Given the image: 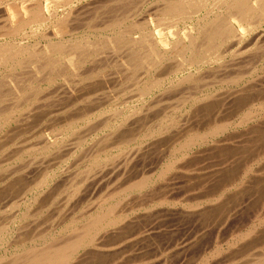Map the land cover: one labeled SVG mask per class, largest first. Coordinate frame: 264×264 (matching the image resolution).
<instances>
[{"label": "rangeland", "instance_id": "374dc122", "mask_svg": "<svg viewBox=\"0 0 264 264\" xmlns=\"http://www.w3.org/2000/svg\"><path fill=\"white\" fill-rule=\"evenodd\" d=\"M11 1H16L19 5L22 4L21 0H11ZM42 1L45 2L44 0H42ZM85 1L87 4L85 3ZM90 1L91 0H83L82 3L83 4L85 3L84 4L85 6L82 3L81 4L83 5V8L87 7V8H89V11L90 10L91 11L94 10V11L90 12L89 16H87L89 11L85 8L84 10L87 12H85V11L81 12V9L83 10V8L81 6V8L78 11L80 16L78 17L77 16L78 14L76 15V17L81 20V18L83 17V13H85L86 15H84V17L85 18L87 17L86 19H88V20H86V23H89V22L95 23L96 22L95 20H97V19H98V21L105 22L104 17L107 16L109 19V17L112 16L111 14H114L118 9V7L116 8L114 4H113L114 6H111V5L108 6L107 5L108 7H110V9L108 7H106V5L103 7L102 6L100 7L99 5H97V6L94 5L96 7V9H95L93 7L94 3L92 1H91V3H93V4L88 3ZM143 2H144V4H142ZM154 2H155V0H139V1L135 0V2H134V0H132L133 4L128 6V8L130 7L129 9L128 8L126 9L128 11L126 12L124 10L126 12V14H128V12H130V13L133 12L134 8H136L139 5L141 6V4H142L143 6L140 9L143 11L144 15H143L142 11H140L136 17L135 16L131 17L129 15V17L131 19L128 18V15H127L126 20L128 22H126V20H125V23L123 24V26L127 23L131 26L132 20H134V18H135V21H136V19H137V21H140V22H142L144 20L143 21L144 23H147L149 21L147 24V28L153 29L155 26V25L153 26L154 22L150 21V19L153 18V16L150 15L149 13H150L151 9L153 8L151 6H154L157 3V2L156 3H154ZM151 3H153V4H151ZM88 4H90L94 9H90L91 6H89ZM110 4H112V3L110 2ZM86 5H88V6H86ZM132 5H133V7H132ZM1 7H0V10L4 11L6 9L5 11H7V12H9L10 9L12 8V7L10 8V6L7 3L2 4ZM105 7H106V9H105ZM77 8H79V7H77ZM102 8H104L105 11H103L104 9H102ZM111 9H113V10H111ZM114 9H116V11ZM98 10L103 11L102 14H101V12L98 13L99 12ZM96 11L99 15L96 14ZM108 11H110V12H108ZM104 12L105 13L107 12L109 15L107 13L105 14ZM119 12H117V13H119ZM81 15H82V17H81ZM101 15L104 17H102ZM90 16H91V18H90ZM95 16H97V17L100 16V18H103V19L101 20L100 18H97ZM93 17L95 20L93 19ZM107 17H106V21H107ZM149 17H151V18H149ZM91 19H92V21H91ZM84 20L85 19L82 18L81 22L84 23ZM102 22H99V23L96 22V23L100 24ZM150 22H151V24H150ZM185 22H186V24H185ZM185 22H182V23L180 22L178 24V27L180 26L179 28L181 29L180 30L181 36H183L184 31H191L192 30L193 23L195 22V19H193L192 21L187 20ZM83 23H81V24H83ZM86 23H84V25ZM102 24L100 26H102ZM234 24L236 25L238 23L234 22ZM83 26H82V28H83ZM237 26L239 27V24L236 25V27ZM51 28H53V27H51ZM255 28H256V30H255ZM43 29H44V31H43ZM49 29H50V27L48 28L46 26H42L39 30L40 33H38V31H37L35 37H34V35L33 36L30 35L28 38H26V40L25 39H23V40H25L27 42L31 41L30 43H34L36 41H39L36 44V48L40 49L45 45V43H46L45 41L48 39V38H46V36L48 37V35L51 34V32H52ZM154 29L157 30V28H154ZM174 30H176V27H173V28L166 27V28H164V30H162L163 33L160 34V35H162V38L164 40H166V39L167 40L165 42H160L161 44L159 43V46L163 50L165 49L168 51V49H169V51H168L169 53L173 51L172 49H173L174 43L176 41V38H175L176 32L174 33ZM82 31L85 33H90L91 38H94V36H97V34H98V32H96V31L94 32L92 30L89 31L86 29L85 30L81 29V30L76 31V32L79 35H81ZM41 32L46 33V34H41ZM103 32H105V30H103ZM77 33H76V35H77ZM248 34L249 35L246 34V36H245L246 38L244 37L245 39L243 38V40L237 41V40L231 39L230 41L225 43L222 46L223 48H225L226 44H227V48H225L224 50L222 48V51H223L222 55L225 54L222 57L223 59L220 58L221 60L219 59L216 62H204V63H201L200 65H197L198 67L196 65L191 66L192 70L194 71L193 73H195V72L197 73V74L195 73L196 74L195 76L197 77L198 80H196L195 76H194L195 77L194 79L187 80L186 82H185V80L184 81L179 80V78L183 77V75H181V74L186 72V71H182V70H180V73H179V71L174 72V71L168 70L169 72H167L168 73V74H166L167 76L165 75L163 70L164 69L166 70L168 68V67H166V65L168 63L170 64L172 62L176 63L174 55L172 56L173 58L171 57L169 59H166L169 62H167L166 60L163 62L164 64H166L165 66L163 63L161 64L162 67H160V65H159V67H158L159 69L153 68V70L150 69L147 71H143L144 69H142L143 72L140 69L139 72H137L138 71L137 70L132 75V74H130L131 72L129 70H127V73H125L126 70L124 67H122L120 65L118 67L114 66L117 63L116 57L114 59L113 55L112 56L110 55L109 57L107 56L109 58V60H107V58L105 57L106 55L103 56L105 52L99 51L97 54L92 55V57L96 58V60H95L96 65L94 64L93 66L99 67V68H97V69H99V72L97 71V73L93 77L94 80L93 79L89 80V81L86 80V81H84L85 83L84 82L80 83L79 82L80 78L78 80H74L75 77L73 78V75H64V76L55 78L53 81H51L52 83L46 81V82H42L41 83L42 85L40 84V86L38 87L39 89H38L37 93L35 94V96H37V95L42 96L45 94V96H43V98L39 96L40 97V99H39V97L37 96V98H38L37 99L34 96V98H36V99L33 98L32 100H28L30 102L25 101L24 99H21L19 101L16 100V101H18V103H17L16 101H14L13 97H12L13 99L10 98L11 95H9V94L7 95L8 98L5 96L7 99H5L3 97V99H5L7 102H9V100H11V102H10V104H8V106L9 105L12 106V104L16 103L19 107L17 108V110L14 111L12 116L7 121L3 122V125L1 126V129H0V142H1L0 143V177L2 178V179L0 178V186H1L0 192L5 191L4 194L6 193L5 195L2 193V195H4V196H1L0 205H2L5 202L7 203V204L6 203L3 204L4 206L3 205L0 206V218H1L0 219V222H1L0 228H3L2 225H6V222H9L4 227L3 230L0 229L1 230L0 233L4 234V235H0V263L6 264L7 262H9L11 260L10 259L11 257H12V259L14 257H18L19 253L21 254L23 249L27 248L29 245H32V243L34 244V242H32L30 240V238L32 237V235L34 236V238H38L37 232H39V234L41 233V235H42L43 234L42 231H43L44 237H45V234H48V237L46 236V238H49V236H51L52 234L59 236L60 234L62 235V234H65L66 232L69 233V231H70L69 229L62 230V228L66 227L64 225H67L72 220H77L81 216L85 215V214H83V212L88 211L87 209L92 208L93 206L100 203L99 201H103L100 198H103V199L107 198L108 197L107 195L109 194L110 191L115 189L117 186H120L123 183L129 181L130 179L138 180V179H140L141 176H142L141 178H143L145 176H150L153 179H155L158 172L160 173L165 167H167L165 164H167L169 162L168 164L169 165L171 164L170 168L172 167L173 169L172 168L168 169L166 172H164L165 175L163 173L164 176L162 175L163 176L162 178H159V179L157 178V180L155 181L156 184L153 183L152 184L153 186L151 185L150 187H146L145 189H140V191L143 193H141L138 190H134L132 192L130 191L131 193L129 192L130 194L128 193L129 195L127 194L128 195V196L126 195L127 197L125 196V198L123 197L124 199L122 198L119 201L117 200L118 206L122 209H123V207L125 208L124 211H126L125 213L128 216L127 219L130 221H128V222L124 221L126 227L123 226L122 228H124V230L127 229L126 231L123 230V232L125 234L123 232H120V231H122L121 230L122 228H121V225L119 224L117 227L118 229L120 228L117 232L119 235L118 234H114L111 236L109 235L108 240L115 242V239L127 237L129 235V232L132 231L131 229H136V228L147 229V228L152 227V226L153 227L157 226L155 228V230L163 228V229H168L171 231L167 230L166 232H162L161 234L155 233L154 234L155 236L152 235L153 237H150V238H152V240L155 242V245H153V246H152V244L154 243L153 241H152V243L149 242V243H151V246L148 243H147L148 245L138 243L137 244L138 246L137 245H135V246L130 245L129 246L128 243L125 242V243H127V248L124 247L125 249H120V250L115 251V252L111 251L110 253H105L106 255L104 253H100L99 255L103 254L102 256L104 257V258L101 257L104 259V260H102V262L97 263V262L91 261L92 262L91 263L89 260H85L84 258H82L83 261L85 260L84 263L82 260H79V259L77 260L78 263L76 261H75V263L79 264L82 261L81 264H94V263L95 264H155L157 260H160V261H157V263H156V264H159L161 262V260L164 257H166V259L170 261V262L168 261V264H205V263H208V264L209 263L210 264H246L245 263L246 261H247V264H256V263L262 264L261 261H263L264 255L260 253L259 247H262L261 249L264 252V249H263L264 248V244H263L264 243V105H262V102L264 101L263 100L264 99V96H263L264 95V22L262 21V23H260L259 25H256L254 28H252V30ZM38 35H39V37H38ZM40 35H43L41 37H43L44 39L41 38ZM44 35H45V37H44ZM37 38H38V40H37ZM41 40L43 42H41ZM238 42H241V43H238ZM228 45H230V46H228ZM238 45H239V47H238ZM111 57H113L114 60L113 59L110 60ZM171 59L174 61H172ZM101 60H106L105 64H104V61H101ZM107 61H109V62L111 61V62L109 63ZM224 62H225V64H223ZM90 65H92V64L91 63H88V64L85 63L82 66L83 68L80 67L81 69L79 68L76 71V74H77L76 77H80L81 75L84 74V72L87 73L89 71L88 68H91ZM100 65L102 67H100ZM172 65L173 64H170L168 66H172ZM208 65H210V66H208ZM221 65L224 66L225 68H223ZM199 66H201V67H199ZM163 67H165V68H163ZM193 67L198 68V71H195L196 69ZM85 68H87V69H85ZM84 69H85V71H83ZM18 70L14 71L13 72L14 74H12V75L10 74L9 76H7L5 74L6 72L2 73L3 76L0 74V76L2 78V79L0 78L1 79L0 83L4 84L6 81L10 80L11 76H17L19 71H20V70L19 71ZM81 70L83 71L82 74H81V72H82ZM155 70H157V71H155ZM103 72L106 74H104ZM145 72L148 75H146ZM170 72H172V73H170ZM239 72H241V74H239ZM20 73H21V71H20ZM236 73H238V75L237 76L235 75L236 77L235 76L233 77V75ZM179 74L181 76H179ZM163 75H165V76H163ZM240 75H242V77ZM18 76H20V75H18ZM129 76L130 77L132 76L131 81L129 78H128L129 80L126 79V77H129ZM136 76H137V79H135ZM155 76L156 77L158 76L161 79L163 78L162 80H160L161 81L160 85L158 87L152 88L150 90V92H148V94L139 96V93H138L139 91H137V90H140L139 86L143 85L144 80H147L150 78L153 79V78H155ZM238 76H240L239 80H238ZM62 77H65V78L62 79ZM140 77H141V79L139 81ZM231 77H232V80L231 79L229 80L228 78H231ZM219 78H221V80H219ZM226 78H227V81H226ZM234 78L237 80L235 81ZM106 79H109V80H106ZM133 79H135L136 81H133ZM65 81H67V82H65ZM92 81L93 82H99L98 89L97 90L95 89L96 91H94V93L92 95L89 94L86 96V95H83V92H78L79 91L78 88H80V86H84V85H87L89 83H93ZM137 81L139 82V84L137 83ZM79 83H80V85H78ZM195 83H197V84H195ZM5 84L8 85L9 83L7 82ZM128 87H130V88H128ZM7 88H9V86H6V88L3 89L2 92L7 91ZM67 89H69V90H67ZM67 91L69 92V94L67 93ZM75 91H77V92H75ZM131 91H133V92H131ZM249 91H250V94H249ZM64 92H66V93H64ZM119 92H120V94H119ZM213 92H215V94ZM210 93H211V95H210ZM245 93H246V95H245ZM140 94H141V92H140ZM107 95L109 97H107ZM231 96H233V97L231 98ZM91 97H93L95 99H93ZM106 97H107V99H106ZM255 97L257 99H255ZM51 98L52 99L54 98L55 100L52 101ZM127 98H129L131 101ZM226 98H229V99H226ZM116 99H117V101H116ZM124 99H125V101H124ZM138 99H140V100H138ZM204 99H205V101H204ZM225 99H226V101H225ZM252 99L255 100L254 102H252L254 104V108L256 109V107H258L255 110V112L256 111L257 112L255 113V115L252 118L245 120L244 118H242V117H244V115H243L244 113H242V112H244L245 109H247L250 105H247V106H243V105H244V102L246 103L248 100H252ZM5 100H0V102L2 104V105L0 104L1 105L0 111H1V109L6 108L7 102ZM12 101H14V102L12 103ZM90 101L97 102V104L94 105L96 107H91V109L93 108L91 110L92 113H90L91 115H89L86 118V119H88V118L90 119V120L89 119L87 120V122L90 121V124H89L86 122L85 118L81 117L79 119V115H75V114L77 113V109L79 110V108L80 109L83 108L85 106V103L87 104ZM44 102H46V104ZM201 102H203V103H201ZM230 102H231V106L229 105ZM239 102L240 103L242 102L243 104H240ZM257 102L259 103V105ZM3 103H5V106L3 105ZM112 103H114V104H112ZM237 104L238 105L240 104L241 106L239 105V108H238ZM263 104H264V102H263ZM23 105H25V106H23ZM26 105H28V106H26ZM29 105L31 107H29ZM223 105H225V106H223ZM256 105H258V106H256ZM3 106H4V108H2ZM8 106H7V108H8ZM35 106L37 107V109ZM38 106H40V107H38ZM51 106L53 108H51ZM216 106H217V108H215ZM228 106H230V107H228ZM24 107H25V109H23ZM47 107H49V108H47ZM73 107H75V108L78 107V108L75 109ZM221 107H222V109H221ZM225 107H226V109H225ZM235 107L237 108V110L238 109L239 110L242 109V110L239 112L236 110L233 111V109H236ZM27 108H28V110H26ZM112 108H113V111H111ZM135 108H138V109H135ZM19 109H20V111H19ZM121 109H123V110H121ZM205 109H206V112H205ZM31 110L33 111V112H31V113H33V116H30L31 113H28V114L24 113L26 111L30 112ZM59 110H61V111H59ZM216 110H217V112H216ZM116 111H118V114H120V116L117 114ZM218 111H220L219 113L222 114L221 115L222 117H219L220 115H219ZM62 112H64V113H62ZM71 112L72 113L74 112L75 114H72ZM210 112H212V113H210ZM222 112H224V113H222ZM20 113L24 116H22ZM112 113H114V114H112ZM132 113H133V115H132ZM25 114H27L29 117V118L27 117L28 121H26L27 118H25V116H27V115H25ZM225 115H226V117H229L228 122H230L227 129H225V130H223V131H221L215 135H209V137H207L206 139H204L200 143H195V144H192L190 146H185V147L183 146L185 149L181 148L182 152L180 151V149L178 152H177V150H175L176 147L179 148L178 147V146H180L179 143L182 141V138H183V136L180 137L179 139H178V137L181 134L184 135L183 133H184V131H186V129H190L191 127L196 129V127H198L199 133H203L205 131V130H203V128H204L203 126L208 125L214 119H216V120H219L220 118L224 119ZM66 116H67V118H69V117L72 118V117L78 116L77 117L78 119L75 118L76 121L74 120L75 123H73V125H72V127H70V129L64 128L66 130L60 131L62 126L59 127V125H61L62 123H63V125L65 124V121H62L61 119L66 118ZM134 116H136V117L134 118ZM22 117H24V119H22ZM206 117H208L209 119ZM212 117H213V119H212ZM14 118L17 119L16 120L17 122L12 120ZM31 118H32V120H31ZM53 118L55 120L57 119L56 121H54L56 124L52 123V121L54 120ZM66 119H64V120H66ZM122 119L123 120L129 119V120L123 121ZM241 119H242V121H241ZM10 120H12V121H10ZM111 120H113V122ZM243 120H245V121H243ZM46 121H47V123H46ZM58 121H60V123ZM57 122H58V124H57ZM77 122H79V123H77ZM109 122L111 125L109 124ZM141 122H142V124H141ZM206 122L207 123L209 122V123L206 124ZM84 123L87 125L85 126ZM51 124H54L55 126L53 125L54 127L53 126L51 127ZM106 124H107V126H106ZM114 124H116V125L114 126ZM139 124H141V125H139ZM13 126H15L16 129ZM111 126H113V129ZM22 127H23V129L24 128L25 129L24 130L21 129ZM55 127H57V130H55ZM58 127H59V130H58ZM73 127H75V128L72 129ZM84 127H86V128H84ZM161 127H162V129H160ZM48 128H49V130L52 128L53 130L52 129L51 130L53 131V133H50L51 131H48ZM76 128H77V131H76ZM200 128H202V129H200ZM136 129H137V132H135ZM148 129H150V130H148ZM44 130H46V131L44 132ZM71 131H72V133H71ZM116 131L118 132L117 134H116ZM126 131H127V133H126ZM145 131L148 133V135H146L147 133ZM17 132H18V134H17ZM77 132H79V133H77ZM247 132H248V134H247ZM45 133L47 134V136H45L46 135ZM63 133H65V134H63ZM80 133H82V134H80ZM112 133H115V135H113ZM178 133H181V134L178 135ZM129 134L132 135V136H127L130 139L128 138V139L120 142V139L117 138L120 135L125 136V135H129ZM41 135L42 136L44 135L43 136L44 138ZM74 135H75V137H74ZM110 135H111V137H109ZM112 136H114V137H112ZM99 139L101 140V142L103 141L102 142L103 145ZM237 139H239V140H237ZM52 140H56V141H54L55 143ZM109 140L111 141V143ZM116 140H118V142H116ZM170 140H171V142H170ZM206 140H207V142H206ZM106 141H109V142H106ZM113 141H115L114 144H112ZM50 143L51 144L54 143V144L51 145ZM98 143H100V144H98ZM222 143H224L223 146H222ZM232 143H235V144H232ZM46 144H50V146H48V145L44 146ZM225 144H227V145H225ZM98 145L100 146V148L102 147L103 149L101 148V150L94 152V150L96 151L99 148ZM109 145H111V147H109ZM126 145L128 148H126ZM67 146H69L70 148L69 147L67 148ZM44 147L47 149H45ZM65 147L67 148V151H66V149H64ZM95 147H97V148L95 149ZM72 148H73V150H72ZM79 148H81V149H79ZM122 150H124V151H122ZM225 150H227V151H225ZM257 151H258V153H256ZM249 152H251V153H249ZM97 153L98 154L100 153V154L97 155ZM120 153L124 154V156L121 155ZM255 153L258 154L259 156H257ZM88 154L90 156H88ZM180 154H182V155L180 156ZM254 154L256 155V157H253ZM77 155H78V157H77ZM85 155L88 157H86ZM251 155H252V157H251ZM49 156H50V158H49ZM95 156L96 157L98 156V157L96 158ZM231 156H232V158H231ZM45 157H46V159H45ZM99 158H101V159H99ZM87 160H88V162H87ZM108 160H110V161H108ZM130 160H131V163H129ZM172 160H173V164H172ZM123 161H124V163H123ZM96 162L98 164L100 163V165H98ZM224 162H226V163H224ZM94 163H96L95 165L98 166L97 168H95L96 166L94 167V165H93ZM120 163H122V164H120ZM45 164L47 165L46 167L44 166ZM110 164H111V166H109ZM104 165H105V168L108 166H109V168L105 169ZM22 166L24 168H22ZM85 166L86 167L88 166V167L86 168ZM92 167H94V168H92ZM18 168H20V169H18ZM44 168H45V170H47L49 172L43 171ZM91 168L95 169V170H93L96 173L95 176H94V173H92L93 171ZM118 168H119V170H118ZM160 168H161V171H160ZM102 169L103 170L105 169L104 170L105 174H107V172H109V170H111V172H109V174H108L109 176L108 175L107 176L104 175V177L98 176L99 174L100 175L103 174ZM112 169H113V171H112ZM121 169H122V171L120 172ZM123 169L127 170V174H126V171ZM87 170H89V171L91 170L92 172L88 171L86 174H84ZM99 170H101V171H99ZM98 171L101 172L102 174L101 173L98 174L97 173ZM39 172L40 173H42V172L47 173V174L44 173L42 175H44V176L46 175V176H48V178L49 177L50 178L47 179V184L44 185L45 187L43 186V188H42V190H44V191H42L41 193L38 194V191H37V189L35 190V187L42 177V175L39 174ZM228 172L229 173L232 172V174L231 173L229 174ZM49 173L52 175H50ZM122 173H123V175H122ZM15 174L18 175L19 177L16 176ZM14 175H15V177H14ZM73 175H75L77 177H75ZM127 175H129V176H127ZM213 175H214V177H213ZM233 175H234V177H236V176L237 177L234 178ZM96 176H97L96 180H99V182L97 181V183H95L96 180L94 178ZM181 176H183V178ZM10 177H11V180H9ZM12 177H14V178L12 179ZM72 177H73V179H72ZM228 177H229V180L232 179L233 182L231 184H228V186L223 188L222 183L225 182L228 179ZM67 178H68V180H67ZM117 178L121 181H119ZM6 179H8L9 181ZM162 179L164 180V182ZM171 179H172L173 183H177V184H173L171 182ZM14 180H17V181L14 182ZM33 180H35V181L32 182ZM37 180H39V181H37ZM91 180L94 182V184L92 183ZM90 181H91V183H89ZM69 182H70V185H69ZM167 182L168 183L170 182V185ZM9 183H10V185H9ZM71 183H74V185L76 184L77 187H76V185L73 186V184H71ZM32 184H36V185L31 186ZM82 184H84V185L82 186ZM27 185L30 186V188L33 189V191L28 190L29 187ZM94 185H96L97 187H94ZM24 187L27 188V190L24 189ZM73 187H74V189H73ZM78 187H79V189H78ZM162 187H163V189H162ZM169 187H171V188L169 189ZM217 187H219L220 189L219 188L217 189ZM49 188H50V191H49ZM92 188H94V189H92ZM147 188H148V192H147ZM167 188H168L169 192H166V194L163 193V194H165L164 199H166L165 202H167V203L160 204V206L155 205V204L153 205V201L148 197V194H152V192L153 193H157V192L159 193V191H161V190H163V192H165L164 189H167ZM212 188L214 191L212 190ZM2 189H3V191H2ZM15 190H17V191H15ZM74 191L76 193H73ZM210 191H212V192L210 193ZM28 192H30V193H28ZM201 192L203 193V194H201L202 196L200 195ZM8 193H10V194H8ZM43 193H45V194H43ZM69 193L73 194L71 199H70ZM192 193H194V194H192ZM195 194L197 197H198V195L201 197L197 198L195 196ZM103 195H105V196H103ZM33 196H37V197H33ZM170 196L172 197V199H169ZM16 197H17V199H16ZM29 197H30V199H29ZM230 197L233 200L230 199ZM234 197H235V199H234ZM13 198H14V200H13ZM33 198L35 200H33ZM41 198H44V199H41ZM216 198H218L217 201H215ZM8 199L11 200V205H9L8 202H10V200H8ZM142 199H144V200H142ZM12 200H13V202H12ZM64 200H66V201H64ZM96 200H98V201H96ZM91 201L92 202L94 201L93 202L94 204L92 203L93 205L91 204ZM143 201L144 202L148 201L151 203H145L144 204ZM222 201H223V203H222ZM139 202H142V204ZM12 203H14V204H12ZM29 203H31V204L29 205ZM136 203L137 204L139 203V205L133 206ZM198 203H200V204H198ZM140 204H141V206H140ZM14 205H16V207ZM128 205L131 206V209H130V206H128ZM152 205L156 206V210H154L153 212H156L159 210H162V212H164V210H165V212L169 211V214L166 213L165 216L163 214H158L157 217L149 215V217H148L146 214L147 212L144 211L143 208L145 207V210H147L148 206L152 207ZM161 205L164 207H162ZM189 205L190 206L192 205L191 207H193V208L189 207ZM65 206H67L68 208L70 207L69 210ZM203 206H204V208H203ZM10 207H12V209H9ZM208 207H209V209H208ZM211 207L214 209L213 211H212ZM219 208H220V210H219ZM5 209L7 210V212ZM59 209H60V211H59ZM70 209H71V212H70ZM167 209H169V210H167ZM191 209L194 211V213ZM235 209H238V210L236 211ZM3 210L6 213L3 212ZM171 210H173V211H171ZM208 210H209V212H208L209 214L207 213ZM195 211H196V213H195ZM200 211H204V212H202L200 214ZM174 212H175V214H174ZM185 212L188 215H183ZM230 212H231V214H230ZM24 213H26V215H24ZM214 214H215V216H214ZM10 215H12V216H10ZM62 215H63V219L61 218ZM65 215H67L68 217L67 216L65 217ZM160 215H162V216H160ZM202 215H203V217H202ZM57 216L59 217V219ZM196 216H198V217H196ZM4 217H5V219H4ZM6 217H8V218H6ZM69 218H71V219H69ZM153 218H155V219H153ZM126 224H130V225H128L129 227ZM154 224H157V225L154 226ZM162 225H164V226H162ZM204 227H205V229H204ZM172 229H173V231H172ZM187 229H189V230H187ZM233 229H235V230L233 231ZM23 230H25V231H23ZM67 230H69V231H67ZM194 230L197 231V233ZM29 231H33V232H29ZM232 231L234 233H232ZM47 232H49V233H47ZM17 233H18V235H17ZM194 233L197 234L196 235L197 237L198 236L199 237L198 238L196 237L197 239H194V240L192 239L193 240L192 241L189 237L190 236H191V238H192V236L194 237ZM198 233H199V235H198ZM26 234H27V236L29 235L28 236L29 239H27V238L21 239ZM165 235L167 238L165 237ZM202 235H203V237H201ZM243 235H244V237H243ZM238 236H239V238H238ZM248 236H249V239L252 240L253 242H251L248 239ZM187 238L190 239V242H189V239L187 240ZM257 238H258V240H257ZM19 239L23 240V241L20 240L21 242H24V243H22L23 245H21V242L19 241ZM166 239L167 240H174V242H177L176 254L174 252V255H172L173 253H171L172 252L171 248L165 249V245L163 244L164 242H162V241H164ZM202 240H203V242H202ZM261 240H263V241L261 242ZM247 241L251 242V245ZM186 242L188 244H190V243L191 244L188 246ZM156 243H157V245H156ZM160 244H161V246H160ZM162 244H163V246H162ZM16 245H18V247ZM181 245H184L185 249L179 250L180 247H183ZM229 245H231V246H229ZM142 246L143 247L147 246V249L141 250V248H143ZM154 246L156 247V249L153 248ZM159 246H160V249H162V250L164 249L165 251L164 250L159 251V249H158ZM246 246H250V248L248 249ZM256 246L258 248H256ZM131 247L135 248V250H134V252L136 251L135 253L134 252L130 253L131 251H133ZM232 247H233V249H232ZM239 247H240V249H239ZM242 247H246L247 250L245 248H242ZM136 248H137V250H136ZM253 249H258L259 251H257V250L254 251ZM155 250H157V252L159 251L157 253L158 255H156ZM238 250H240V251H238ZM243 250H245V251H243ZM125 251H127V252H125ZM151 251H155V254H153V252H151ZM234 251H236V252H234ZM241 251H243V253H241ZM112 252H114V253H112ZM237 252H240L241 254H238ZM235 253H237L239 256L236 255ZM208 254H210L211 256ZM234 254H235V256H234ZM16 255H18V256H16ZM229 255L231 256V258H232V256H234L235 258L233 257L234 259L232 258L233 260H231V258H228ZM254 255H256V256H254ZM153 256H155V257H153ZM225 256L227 257L228 262H227V260L226 261L224 260V259H226ZM259 256H261V257H259ZM5 258H9V259L7 260ZM148 258H149V260H148ZM242 258H244L243 259L244 261L241 260ZM130 259H132V260H130ZM138 260H139V263H137ZM140 260H142V261H140ZM154 260H156V261H154ZM167 260H166V262H167ZM257 260L260 262H258ZM4 261H6V263H4ZM75 263L72 262L71 264H75Z\"/></svg>", "mask_w": 264, "mask_h": 264}, {"label": "bare ground", "instance_id": "6f19581e", "mask_svg": "<svg viewBox=\"0 0 264 264\" xmlns=\"http://www.w3.org/2000/svg\"><path fill=\"white\" fill-rule=\"evenodd\" d=\"M22 4L19 5L16 1H11V0H0V7L2 4L4 3H7L9 6H10V11L7 12V11H3V10H0V74L2 75V73H5L7 76H9L10 74H14L13 72L16 71V70H20L18 75L20 76H11L10 77V80L6 81L5 83H9L8 85H6L5 83L2 84L0 83V100H5L7 99V95H11L10 98H14V101L16 100H21V99H24L25 101H28V100H32L35 96V94L37 93L38 91V87L40 86V84L42 82H51L53 81L55 78L57 77H61V76H64V75H73V78L75 77L74 80H78L79 78V82L80 83H83L84 81L86 80H92L94 75L97 73V71L99 72V67L97 66H93L94 64L96 65V58L92 57V55L94 54H97L99 51L100 52H105L103 56H105L107 58V60H109V56L113 55L114 59L116 57V65L114 66H122L125 68V73H127V70H129L133 75V73H135L137 70V72H139V70L141 69H144L143 71H147V70H150L153 68H157L159 69V65L160 67H162V63L166 60V59H169L171 58L173 55L175 57V60H176V63L172 62L170 64H173L172 66H168L170 65L169 63L166 65L164 64V66L166 65V67H168L166 70L164 69V73L165 75L168 74L167 72L169 71H179L180 73V70L182 71H186L185 73L181 74L183 75V77L179 78V80H185V82L187 80H191V79H194L196 76L195 73H193L194 71L192 70V67L191 66H194V65H200L201 63H204V62H216L218 61L220 58H222L224 55H222V46L227 43L228 41H230L231 39L233 40H237V41H240V40H243V38L247 35H249L248 33L252 30V28H254L256 25H259L260 23H262V21L264 22V0H155L154 3H156V5L154 6H151L153 7L150 11V15L153 16V18L150 19L151 22H154L153 23V26L154 28H157V30H155L154 28L152 29H149L147 28V23H144L141 19L142 22L140 21H135V18L134 20H132V23H131V26L128 24H125L123 26V24L125 23V20L127 19V15H128V18L129 15L132 17H136L140 11H142L140 8H142V4H144V2L141 4V6H137L136 8H134L133 12H128V14H126V12L128 10H126L128 8V6H130L132 3V0H91L93 3L88 2L90 4H93V7L96 9L95 6L99 5L100 7L102 6H105L108 7V6H114L118 9L116 11V9H114L116 12L114 14H111L108 19L107 17V21H106V17H104L105 19V22H102V21H98L93 19L96 21V22H102L100 24L98 23H94V22H89V23H86V19L84 17V15H86L85 13H83V17L81 15L82 18H84V23H86L84 25L83 22H81L80 19H78L76 17V15L79 17L80 14H79V9L83 8V5L86 3L83 4V0H44L45 2H43L42 0H21ZM136 1H139V0H136ZM110 2L112 4H110ZM135 2V0H134ZM83 5H82V4ZM149 3V2H148ZM87 4V3H86ZM90 4H88L89 6H91ZM114 4V5H113ZM135 4V3H134ZM140 4V3H139ZM153 4V3H151ZM12 5V6H11ZM86 5V6H88ZM95 5V6H94ZM108 5V6H107ZM149 5V4H148ZM85 6V5H84ZM136 6V5H135ZM145 6V5H144ZM79 7V8H77ZM92 6L90 7V9H94ZM105 7V9H106ZM133 7V5H132ZM131 7V8H132ZM2 8V7H1ZM87 9L89 11V8L87 7H84L83 10L81 9V12L82 11H85L84 9ZM99 8V7H98ZM110 9V7H108ZM130 8V7H129ZM128 8V9H129ZM100 9V8H99ZM104 9V8H102ZM101 9V10H102ZM105 9L103 11H105ZM120 9V10H119ZM101 10H98L101 14L103 11ZM113 10V9H111ZM126 12H125V11ZM94 11V10H93ZM93 11H89L88 15L90 14V12H93ZM120 11V12H119ZM132 11V10H131ZM87 12V11H85ZM110 12V11H108ZM114 12V11H113ZM119 12V13H117ZM96 11V14L99 15ZM105 13V12H104ZM107 13V12H106ZM105 13V14H106ZM112 13V12H111ZM143 13V11H142ZM94 14V13H93ZM108 14V13H107ZM92 15V14H91ZM109 15V14H108ZM144 15V13H143ZM97 17V16H95ZM89 18V17H88ZM91 18V16H90ZM97 18H100L97 17ZM139 18V17H138ZM101 20L103 18H100ZM131 19V18H130ZM143 19V18H142ZM195 19V22L193 23V28L191 31H184L183 32V36L180 35V26L178 27V24L181 22H185L187 20H193ZM80 20V21H79ZM103 20V21H104ZM78 21V22H77ZM92 21V19H91ZM126 22H128L126 20ZM150 22V24H151ZM234 22L238 23L239 24V27L236 25L238 24H234ZM83 23V24H81ZM98 24V25H97ZM102 24V26H100ZM186 24V22H185ZM192 24V23H191ZM83 28H82V26ZM42 26H46V27H50L49 30H51V34L48 35V37L46 36V38H48L45 42V45L40 48V49H37L36 48V44L37 42L39 41H36L34 43H30V42H27L25 41L26 38H28L30 35L35 37L36 35V32L40 30V28ZM128 26V27H127ZM130 26V27H129ZM53 27V28H51ZM166 27H170V28H173V27H176V30H174V33L176 32V41L174 43V46H173V51L172 52H168L167 50H163L161 49V47L159 46V43L160 42H165L166 40H164L162 38V35H160L162 32V30H164V28ZM263 28V27H262ZM81 29H86V30H89V31H96L98 32L97 36H94V38H91L90 36V33H85V32H81V35H79L76 31H79ZM42 30V29H41ZM48 30V31H49ZM103 30H105V32H103ZM256 30V28H255ZM44 31V29H43ZM47 31V32H48ZM137 31V32H136ZM183 31V30H182ZM87 32V31H86ZM260 32V31H259ZM77 33V35H76ZM83 33V34H82ZM92 33V32H91ZM41 34H46V33H43L41 32ZM51 35V36H50ZM43 36V35H40V37ZM165 36V35H164ZM163 36V37H164ZM259 36V35H258ZM39 37V35H38ZM45 37V35H44ZM166 37V36H165ZM43 38V37H41ZM246 38V37H245ZM244 38V39H245ZM25 39V40H23ZM44 39V38H43ZM254 39V38H253ZM259 39V38H258ZM36 40V39H35ZM34 40V41H35ZM38 40V38H37ZM173 41V40H172ZM41 42H43L41 40ZM235 42V41H234ZM231 43V42H230ZM238 43H241V42H238ZM161 44V43H160ZM170 44V43H169ZM172 44V43H171ZM235 44V43H234ZM262 45V44H261ZM40 46V45H39ZM171 46V45H170ZM169 46V47H170ZM230 46V45H228ZM168 47V48H169ZM239 47V45H238ZM172 48V47H171ZM227 48V44H226V47ZM223 48V50L225 49ZM234 49V48H233ZM241 49V48H240ZM227 50V49H226ZM171 51V50H170ZM237 51V50H236ZM225 52V51H224ZM172 53V54H171ZM249 53V52H248ZM259 53V52H258ZM242 55V54H241ZM102 56V55H101ZM108 56V57H107ZM96 57V56H95ZM113 57L110 58V60L113 59ZM173 58V57H172ZM113 59V60H114ZM223 59V58H222ZM91 60V61H90ZM172 60V59H171ZM221 60V59H220ZM236 60V59H235ZM101 61H104V64H105V61L106 60H101ZM167 62H169L168 60H166ZM174 61V60H172ZM255 61V60H254ZM109 62V61H107ZM111 62V61H110ZM109 62V63H110ZM85 63H91L92 65H90L91 68H88V72H84L83 75H81L80 77H76L77 74H76V71L82 67ZM113 63V62H112ZM111 63V64H112ZM233 63V62H232ZM103 64V65H104ZM118 64V65H117ZM225 64V62L223 63ZM244 64V63H243ZM231 65V64H230ZM93 66V67H92ZM190 66V67H189ZM210 66V65H208ZM222 66V65H221ZM236 66V65H235ZM95 67V68H94ZM100 67H102L100 65ZM116 67V68H117ZM198 67V66H197ZM201 67V66H199ZM223 68H225L224 66H222ZM83 68V67H82ZM165 68V67H163ZM162 68V69H163ZM195 68V67H193ZM203 68V67H202ZM81 69V68H80ZM87 69V68H85ZM85 69L83 71H85ZM115 69V68H114ZM196 70L195 71H198V68H195ZM169 70V71H168ZM222 70V69H221ZM227 70V69H226ZM3 71V72H2ZM82 71V70H81ZM83 71L81 72V74L83 73ZM109 71V70H108ZM112 71V70H111ZM128 71V72H129ZM142 71V72H143ZM157 71V70H155ZM154 71V72H155ZM220 71V70H219ZM153 72V71H152ZM79 73V72H78ZM104 73V72H103ZM114 73V72H113ZM161 73V72H160ZM159 73V74H160ZM163 73V72H162ZM163 73V74H164ZM172 73V72H170ZM217 73V72H216ZM226 73V72H225ZM232 73V72H231ZM76 74V75H75ZM99 74V73H98ZM106 74V73H104ZM146 74V72H145ZM151 74V73H150ZM223 74V73H222ZM239 74H241V72H239ZM75 75V76H74ZM80 75V74H79ZM119 75V74H118ZM126 75V74H125ZM136 75V74H135ZM140 75V74H139ZM148 75V74H146ZM157 75V74H156ZM161 75V74H160ZM159 75V76H160ZM163 75V76H165ZM179 74V76H181ZM217 75V74H216ZM237 76L238 73L234 74V76ZM3 76V75H2ZM105 76V75H104ZM128 76V75H127ZM167 76V75H166ZM195 76V77H194ZM232 76V75H231ZM235 76V77H236ZM242 77V75H240ZM240 76H238V80L240 78ZM70 77V76H69ZM68 77V78H69ZM101 77V76H100ZM146 77V76H145ZM148 77V76H147ZM161 77V76H160ZM160 77H156L153 78V79H147V80H144L143 82V85L142 86H139L140 87V90H137L139 91V96L140 95H145V94H148V92H150V90L154 87H158L161 83L160 80H162ZM1 78V76H0ZM65 78V77H62V79ZM67 78V77H66ZM102 78V77H101ZM105 78V77H104ZM130 79L131 81V78L132 76L130 77H126V79ZM177 78V77H176ZM206 78V77H205ZM255 78V77H254ZM2 79V78H1ZM0 79V80H1ZM7 79V78H6ZM5 79V80H6ZM70 79V78H69ZM123 79V78H122ZM128 79V80H129ZM137 79V76L136 78ZM135 79H133V81H136ZM141 77L139 78V81H140ZM229 80L231 79L232 80V77L231 78H228ZM243 79V78H242ZM260 79V78H259ZM94 80V79H93ZM106 80H109V79H106ZM125 80V79H124ZM127 80V81H128ZM171 80V79H170ZM169 80V81H170ZM196 80L197 77H196ZM219 80H221V78H219ZM234 80L236 81L237 79L234 78ZM10 81V82H9ZM58 81V80H57ZM69 81V80H68ZM101 81V80H100ZM214 81V80H213ZM226 81H227V78H226ZM67 82V81H65ZM72 82V81H71ZM75 82V81H74ZM93 82V81H92ZM112 82V81H111ZM122 82V81H121ZM52 83V82H51ZM70 83V82H69ZM68 83V84H69ZM80 83L78 85H80ZM85 83V82H84ZM126 83V82H125ZM124 83V84H125ZM132 83V82H131ZM134 83V82H133ZM137 83L139 84V82L137 81ZM166 83V82H165ZM194 83V82H193ZM199 83V82H198ZM217 83V82H216ZM55 84V83H54ZM57 84V83H56ZM64 84V83H63ZM76 84V83H75ZM176 84V83H175ZM191 84V83H190ZM197 84V83H195ZM42 85V84H41ZM77 85V84H76ZM99 85V82H93V83H89L87 85H84V86H80L79 91L78 92H83V95H92L94 93V91H96L98 89V86ZM118 85V84H117ZM120 85V84H119ZM132 85V84H131ZM130 85V86H131ZM135 85V84H134ZM137 85V84H136ZM141 85V84H140ZM6 86H9V88H7V91L5 92H2L3 89L6 88ZM46 86V85H45ZM57 86V85H56ZM108 86V85H107ZM106 86V87H107ZM122 86V85H121ZM127 86V85H126ZM133 86V85H132ZM253 86V85H252ZM259 86V85H258ZM4 87V88H3ZM34 87V88H33ZM47 87V86H46ZM73 87V86H72ZM79 87V86H78ZM97 87V88H96ZM41 88V87H40ZM51 88V87H50ZM53 88V87H52ZM130 88V87H128ZM194 88V87H193ZM198 88V87H197ZM60 89V88H59ZM96 89V90H95ZM156 89V88H155ZM199 89V88H198ZM259 89V88H258ZM41 90V89H40ZM63 90V89H62ZM69 90V89H67ZM76 90V89H75ZM247 90V89H246ZM66 91V90H65ZM243 91V90H242ZM77 92V91H75ZM104 92V91H103ZM133 92V91H131ZM130 92V93H131ZM141 92V94H140ZM258 92V91H257ZM256 92V93H257ZM42 93V92H41ZM66 93V92H64ZM67 93L69 94V92L67 91ZM123 93V92H122ZM215 94V92H213ZM218 93V92H217ZM255 93V92H254ZM109 94V93H108ZM120 94V92H119ZM118 94V95H119ZM236 94V93H235ZM234 94V95H235ZM249 94H250V91H249ZM253 94V93H252ZM80 95V94H79ZM185 95V94H184ZM211 95V93H210ZM232 95V94H231ZM233 95V96H234ZM239 95V94H238ZM246 95V93H245ZM7 98H6V97ZM38 96V95H37ZM37 96H35L37 98ZM40 97L43 98L44 95H39ZM38 96V97H39ZM95 96V95H94ZM121 96V95H120ZM138 96V95H137ZM231 96V98L233 97ZM251 96V95H250ZM264 96V95H263ZM3 97L5 99H3ZM39 97V99H40ZM56 97V96H55ZM63 97V96H62ZM107 97H109L107 95ZM106 97V99H107ZM122 97V96H121ZM134 97V96H133ZM211 97V96H210ZM227 97V96H226ZM229 97V96H228ZM247 97V96H246ZM257 97V96H256ZM255 97V99H257ZM260 97V96H259ZM12 98V99H13ZM34 98V99H36ZM93 98V97H91ZM90 98V99H91ZM111 98V97H110ZM116 98V97H115ZM120 98V97H119ZM144 98V97H143ZM185 98V97H184ZM202 98V97H201ZM200 98V99H201ZM204 98V97H203ZM249 98V97H248ZM38 99V98H37ZM52 99V98H51ZM50 99V100H51ZM86 99V98H85ZM95 99V98H93ZM129 99V98H127ZM134 99V98H133ZM187 99V98H186ZM206 99V98H205ZM204 99V101H205ZM211 99V98H210ZM226 99H229V98H226ZM225 99V101H226ZM260 99V98H259ZM55 100L54 98L52 99V101ZM77 100V99H76ZM99 100V99H98ZM130 100V99H129ZM140 100V99H138ZM162 100V99H161ZM184 100V99H183ZM182 100V101H183ZM240 100V99H239ZM264 100V99H263ZM6 101V100H5ZM4 101V102H5ZM12 101V103L14 102ZM18 101H16L18 103ZM24 101V102H25ZM48 101V100H47ZM46 101V102H47ZM108 101V100H107ZM117 101V99H116ZM125 101V99H124ZM131 101V100H130ZM133 101V100H132ZM202 101V100H201ZM255 100L252 99V100H248L246 103L244 102V105L243 106H247V105H250L247 109H245L243 115L245 120H248L250 118H252L255 113V110L258 108L256 107V109L254 108V104L252 102H254ZM7 102V101H6ZM11 100H9V102H7V105H6V108L8 106V104H10ZM30 102V101H28ZM46 102H44L46 104ZM111 102V101H110ZM184 102V101H183ZM209 102V101H208ZM236 102V101H235ZM234 102V103H235ZM243 102V101H242ZM240 103V104H243V103ZM264 102V101H263ZM262 102V105H264ZM63 103V102H62ZM68 103V102H67ZM119 103V102H118ZM124 103V102H123ZM137 103V102H136ZM144 103V102H143ZM170 103V102H169ZM203 103V102H201ZM258 103V102H257ZM256 103V104H257ZM1 104V102H0ZM95 104H97V102H94V101H90L88 102L87 104L85 103V106L83 108H79V110L77 109L78 107H73L75 109H77V113L75 114L74 112L72 114H75V115H79V119L82 117V118H85L86 122L87 120L89 119H86L89 115H91L90 113L91 110V107H96L94 106ZM114 104V103H112ZM182 104V103H181ZM216 104V103H215ZM221 104V103H220ZM219 104V105H220ZM239 104V105H240ZM2 105V104H1ZM0 105V106H1ZM3 105L5 106V103H3ZM17 104H12L8 106V108L6 109H1L0 111V129H1V126L3 125V122L7 121L11 116L12 114L14 113L15 110H17V108L19 107L18 105L16 106ZM36 105V104H35ZM40 105V104H39ZM53 105V104H52ZM58 105V104H57ZM83 105V104H82ZM126 105V104H125ZM124 105V106H125ZM133 105V104H132ZM145 105V104H144ZM173 105V104H172ZM208 105V104H207ZM212 105V104H211ZM231 106V102L229 104ZM239 105L237 104V107L239 108ZM259 105V103H258ZM256 105V106H258ZM261 105V106H262ZM4 106L2 108H4ZM11 106V107H10ZM21 106V105H20ZM25 106V105H23ZM22 106V107H23ZM28 106V105H26ZM34 106V105H33ZM104 106V105H103ZM155 106V105H154ZM218 106V105H217ZM217 106L215 108H217ZM225 106V105H223ZM228 106V107H230ZM241 106V105H240ZM29 107H31L29 105ZM28 107V108H29ZM36 107V106H35ZM34 107V108H35ZM40 107V106H38ZM126 107V106H125ZM166 107V106H165ZM227 107V108H228ZM21 108V107H20ZM28 108L26 110H28ZM49 108V107H47ZM51 108H53L51 106ZM115 108V107H114ZM127 108V107H126ZM133 108V107H132ZM211 108V107H210ZM236 108V107H235ZM241 108V107H240ZM25 109V107L23 108ZM37 109V107H36ZM39 109V108H38ZM135 109H138V108H135ZM149 109V108H148ZM172 109V108H171ZM170 109V110H171ZM208 109V108H207ZM219 109V108H218ZM222 109V107H221ZM226 109V107H225ZM233 109V108H232ZM35 110V109H34ZM44 110V109H43ZM123 110V109H121ZM131 110V109H130ZM129 110V111H130ZM236 110V111H241L242 109H233V111ZM20 111V109H19ZM54 111V110H53ZM61 111V110H59ZM75 111V110H74ZM98 111V110H97ZM113 111V108L112 110ZM140 111V110H139ZM167 111V110H166ZM169 111V110H168ZM221 111V110H220ZM218 111V113L220 112ZM227 111V110H226ZM232 111V112H233ZM17 112V111H16ZM33 112L32 110L29 112H24V113H31ZM49 112V111H48ZM76 112V111H75ZM102 112V111H101ZM117 114H118V111H116ZM157 112V111H156ZM205 112H206V109H205ZM214 112V111H213ZM217 112V110H216ZM263 112V111H262ZM36 113V112H35ZM38 113V112H37ZM64 113V112H62ZM70 113V112H69ZM115 113V112H114ZM112 113V114H114ZM212 113V112H210ZM224 113V112H222ZM231 113V112H230ZM229 113V114H230ZM21 114V113H20ZM25 114V115H27ZM98 114V113H97ZM116 114V115H117ZM129 114V113H128ZM22 115V114H21ZM20 115V116H21ZM35 115V114H34ZM48 115V114H47ZM63 115V114H62ZM108 115V114H107ZM120 116V114H118ZM117 115V116H118ZM122 115V114H121ZM124 115V114H123ZM133 115V113H132ZM141 115V114H140ZM196 115V114H195ZM219 117H222L219 113ZM18 116V115H17ZM24 116V115H22ZM30 116H33V113H31ZM52 116V115H51ZM58 116V115H57ZM71 116V115H70ZM114 116V115H113ZM126 116V115H125ZM131 116V115H130ZM171 116V115H170ZM204 116V115H203ZM241 116V115H240ZM15 117V116H14ZM27 116H25V118H27ZM55 117V116H54ZM65 117V116H64ZM78 117V116H77ZM76 116L75 117H72V118H64V119H61L62 121H65V124L63 125V123L60 126H62V128L60 129V131H63V130H66L64 128H69L72 127L74 120L76 121L75 118H77ZM116 117V116H115ZM136 116H134L135 118ZM150 117V116H149ZM164 117V116H163ZM29 118V117H28ZM28 118L26 121H28ZM124 118V117H123ZM139 118V117H138ZM137 118V119H138ZM162 118V117H161ZM208 118V117H206ZM20 119V118H19ZM22 119H24V117H22ZM54 119V118H53ZM78 119V118H77ZM117 119V118H116ZM130 119V118H129ZM128 119V120H129ZM132 119V118H131ZM145 119V118H144ZM148 119V118H147ZM151 119V118H150ZM209 119V118H208ZM213 119V117H212ZM240 119V118H239ZM14 121H16L17 119H12ZM10 120V121H12ZM32 120V118H31ZM57 120V119H56ZM55 119L52 121V123L56 124L54 121H56ZM60 120V119H59ZM90 120V119H89ZM120 120V119H119ZM123 120V119H122ZM127 120V119H125ZM123 120V121H125ZM127 120V121H128ZM162 120V119H161ZM229 120V117H224L223 118H220L219 120H216L214 119L213 121H211L209 124L206 122V124L208 125H205L203 126V130H205L203 133H199L198 131V127L195 128H190V129H186V131H184V135H182L181 133H178V135H180L178 137V139L180 137L183 136L182 138V141L179 143L180 146H178L179 148L176 147L175 150H177V152L181 151V148H184L185 146H190L192 144H195V143H200L201 141H203L204 139H206L207 137H209V135H215L225 129L228 128L229 126V123L228 122ZM243 120V121H245ZM19 121V120H18ZM23 121V120H22ZM61 121V122H62ZM79 121V120H78ZM83 121V120H82ZM113 122V120H111ZM110 121V122H111ZM148 121V120H147ZM242 121V119H241ZM17 122V121H16ZM60 123V121H58ZM57 122V124H58ZM85 122V121H84ZM109 122V124H110ZM144 122V121H143ZM171 122V121H170ZM234 122V121H233ZM232 122V123H233ZM19 123V122H18ZM17 123V124H18ZM24 123V122H23ZM32 123V122H31ZM47 123V121H46ZM79 123V122H77ZM90 124V121L87 122ZM105 123V122H104ZM169 123V122H168ZM14 124V123H13ZM38 124V123H37ZM54 124H51V127L54 125ZM85 124V123H84ZM83 124V125H84ZM88 124V125H89ZM108 124V125H109ZM113 124V123H112ZM131 124V123H130ZM142 124V122H141ZM139 124V125H141ZM171 124V123H170ZM237 124V123H236ZM15 125V124H14ZM28 125V124H27ZM49 125V124H48ZM80 125V124H79ZM82 125V126H83ZM87 124H85L86 126ZM97 125V124H96ZM111 125V124H110ZM116 124H114L115 126ZM125 125V124H124ZM153 125V124H152ZM162 125V124H161ZM197 125V124H196ZM251 125V124H250ZM253 125V124H252ZM257 125V124H256ZM263 125V124H262ZM261 125V126H262ZM17 126V125H16ZM22 126V125H21ZM25 126V125H24ZM46 126V125H45ZM55 126V125H54ZM53 126V127H54ZM78 126V125H77ZM107 126V124H106ZM119 126V125H118ZM135 126V125H134ZM164 126V125H163ZM162 126V127H163ZM170 126V125H169ZM9 127V126H8ZM15 127V126H13ZM59 127H58V130H59ZM80 127V126H79ZM90 127V126H89ZM112 129H113V126H111ZM127 127V126H126ZM162 127L160 129H162ZM202 127V126H201ZM75 127H73L72 129H74ZM82 128V127H81ZM80 128V129H81ZM86 128V127H84ZM83 128V129H84ZM93 128V127H92ZM97 128V127H96ZM16 129V127H15ZM20 129V128H19ZM23 129V127L21 128ZM25 129V128H24ZM23 129V130H24ZM27 129V128H26ZM52 129V128H51ZM49 130L48 128V131H51L50 133H53V129L52 130ZM79 129V130H80ZM95 129V128H94ZM107 129V128H106ZM124 129V128H123ZM152 129V128H151ZM165 129V128H164ZM202 129V128H200ZM199 129V130H200ZM253 129V128H252ZM55 130H57V127H55ZM54 130V131H55ZM78 130V131H79ZM98 130V129H97ZM150 130V129H148ZM251 130V129H250ZM13 131V130H12ZM11 131V132H12ZM46 130H44L45 132ZM76 131H77V128H76ZM81 131V130H80ZM111 131V130H110ZM118 131V130H117ZM116 131V134L118 133ZM16 132V131H15ZM21 132V131H20ZM56 132V131H55ZM65 132V131H64ZM123 132V131H122ZM129 132V131H128ZM137 132V129L136 131ZM139 132V131H138ZM142 132V131H141ZM146 132V131H145ZM182 132V131H181ZM246 132V131H245ZM244 132V133H245ZM47 133V132H46ZM45 133V134H46ZM57 133V132H56ZM72 133V131H71ZM76 133V132H75ZM79 133V132H77ZM107 133V132H106ZM121 133V132H120ZM127 133V131H126ZM147 133V132H146ZM18 134V132H17ZM65 134V133H63ZM82 134V133H80ZM113 135H115V133H112ZM111 134V135H112ZM248 134V132H247ZM13 135V134H12ZM49 135V134H48ZM60 135V134H59ZM77 135V134H76ZM111 135L109 137H111ZM136 135V134H135ZM148 135V133L146 134ZM177 135V136H178ZM40 136V135H39ZM42 136V135H41ZM44 136V135H43ZM42 136V137H43ZM47 136V134L45 135ZM51 136V135H50ZM127 136H132V135H123V136H118L117 138L120 139V142L123 141V140H126L128 139L129 137ZM15 137V136H14ZM52 137V136H51ZM75 137V135H74ZM114 137V136H112ZM235 137V136H234ZM39 138V137H38ZM41 138V137H40ZM44 138V137H43ZM62 138V137H61ZM106 138V137H105ZM116 138V139H117ZM227 138V137H226ZM233 138V137H232ZM262 138V137H261ZM27 139V138H26ZM58 139V138H57ZM102 139V138H101ZM107 139V138H106ZM130 139V138H129ZM173 139V138H172ZM177 139V138H176ZM175 139V140H176ZM263 139V138H262ZM2 140V139H1ZM10 140V139H9ZM45 140V139H44ZM47 140V139H46ZM66 140V139H65ZM100 140V139H99ZM104 140V139H103ZM108 140V139H107ZM141 140V139H140ZM174 140V139H173ZM217 140V139H216ZM219 140V139H218ZM230 140V139H229ZM239 140V139H237ZM236 140V141H237ZM254 140V139H253ZM3 141V140H2ZM53 142L56 141V140H52ZM60 141V140H59ZM75 141V140H74ZM79 141V140H78ZM110 141V140H109ZM109 141H106V142H109ZM235 141V140H234ZM43 142V141H42ZM41 142V143H42ZM61 142V141H60ZM77 142V141H76ZM99 142V141H98ZM101 142V140H100ZM103 142V141H102ZM101 142V143H102ZM105 142V141H104ZM115 141L112 142V144H114ZM116 142H118V140H116ZM171 142V140H170ZM207 142V140H206ZM238 142V141H237ZM240 142V141H239ZM1 143V142H0ZM25 143V142H24ZM49 143V142H48ZM52 143V142H51ZM50 143V144H51ZM55 143V142H54ZM53 143V144H54ZM74 143V142H73ZM111 143V141H110ZM109 143V144H110ZM246 143V142H245ZM262 143V142H261ZM50 144H46L44 146H50ZM51 144V145H53ZM64 144V143H63ZM100 144V143H98ZM107 144V143H106ZM111 144V145H112ZM172 144V143H171ZM224 143H222V146H223ZM228 144V143H227ZM225 144V145H227ZM232 144H235V143H232ZM21 145V144H20ZM103 145V143H102ZM111 145H109V147H111ZM139 145V144H138ZM168 145V144H167ZM230 145V144H229ZM237 145V144H236ZM244 145V144H243ZM75 146V145H74ZM93 146V145H92ZM95 146V145H94ZM99 146V145H98ZM105 146V145H104ZM107 146V145H106ZM130 146V145H129ZM184 146V147H183ZM256 146V145H255ZM69 146H67L68 148ZM45 148V147H44ZM50 148V147H49ZM63 148V147H62ZM67 148L65 147L64 149H66L67 151ZM70 148V147H69ZM97 147H95L96 149ZM102 148V147H101ZM100 146L99 148L95 151L94 149V152H97L98 150H101ZM126 148L127 145H126ZM222 148V147H221ZM47 149V148H45ZM60 149V148H59ZM58 149V150H59ZM81 149V148H79ZM78 149V150H79ZM91 149V148H90ZM103 149V148H102ZM172 149V148H171ZM185 149V148H184ZM183 149V150H184ZM214 149V148H213ZM217 149V148H216ZM229 149V148H228ZM253 149V148H252ZM57 150V151H58ZM73 150V148H72ZM259 150V149H258ZM8 151V150H7ZM47 151V150H46ZM52 151V150H51ZM60 151V150H59ZM65 151V150H64ZM65 151V152H66ZM104 151V150H103ZM109 151V150H108ZM124 151V150H122ZM172 151V150H171ZM211 151V150H210ZM227 151V150H225ZM253 151V150H252ZM63 152V151H62ZM101 152V151H100ZM115 152V151H114ZM182 152V151H181ZM185 152V151H184ZM262 152V151H261ZM8 153V152H7ZM34 153V152H33ZM93 153V152H92ZM91 153V154H92ZM206 153V152H205ZM220 153V152H219ZM234 153V152H233ZM251 153V152H249ZM258 153V151L256 152ZM255 153V154H256ZM41 154V153H40ZM72 154V153H71ZM100 154V153H99ZM97 153V155H99ZM121 154V153H120ZM119 154V155H120ZM195 154V153H194ZM231 154V153H230ZM237 154V153H236ZM254 154V155H255ZM4 155V154H3ZM8 155V154H7ZM44 155V154H43ZM118 155V154H117ZM116 155V156H117ZM124 156V154H121ZM182 154H180L181 156ZM244 155V154H243ZM250 155V154H249ZM253 155V157H256L259 156L258 154H256L255 156ZM5 156V155H4ZM16 156V155H15ZM86 156V155H85ZM88 156H90L88 154ZM86 156V157H88ZM126 156V155H125ZM128 156V155H127ZM215 156V155H214ZM62 157V156H61ZM78 157V155H77ZM85 157V158H86ZM96 157V156H95ZM98 157V156H97ZM96 157V158H97ZM101 157V156H100ZM114 157V156H113ZM112 157V158H113ZM176 157V156H175ZM228 157V156H227ZM252 157V155H251ZM50 158V156H49ZM124 158V157H123ZM141 158V157H140ZM232 158V156H231ZM250 158V157H249ZM10 159V158H9ZM24 159V158H23ZM46 159V157H45ZM61 159V158H60ZM93 159V158H92ZM91 159V160H92ZM101 159V158H99ZM104 159V158H103ZM165 159V158H164ZM182 159V158H181ZM227 159V158H226ZM248 159V158H247ZM253 159V158H252ZM16 160V159H15ZM56 160V159H55ZM85 160V159H84ZM94 160V159H93ZM96 160V159H95ZM132 160V159H131ZM131 160L129 163H131ZM230 160V159H229ZM251 160V159H250ZM249 160V161H250ZM20 161V160H19ZM62 161V160H61ZM90 161V160H89ZM97 161V160H96ZM107 161V160H106ZM105 161V162H106ZM110 161V160H108ZM125 161V160H124ZM123 161V163H124ZM88 162V160H87ZM86 162V163H87ZM91 162V161H90ZM112 162V161H111ZM127 162V161H126ZM181 162V161H180ZM49 163V162H48ZM63 163V162H62ZM75 163V162H74ZM92 163V162H91ZM97 163V162H96ZM96 163H94V167L97 168L98 166L95 165ZM169 163V162H168ZM167 163V164H168ZM175 163V162H174ZM226 163V162H224ZM238 163V162H237ZM44 164V163H43ZM69 164V163H68ZM90 164V163H89ZM88 164V165H89ZM98 164V163H97ZM108 164V163H107ZM122 164V163H120ZM127 164V163H126ZM165 164L167 167H165L162 171H161V168H160V173L158 172L157 176L155 177V179H153L152 177L150 176H145L143 178L140 177V179L138 180H133V179H130L129 181L123 183L122 185L120 186H117L115 189H113L112 191L109 192V194L107 195L108 197L103 199V198H100L102 199L103 201H99L100 203H98L97 205L93 206L92 208H89L87 209L88 211L86 212H83V216H81L79 219L77 220H72L71 222H69L67 225H64L66 227L62 228V230H65V229H69L67 231H69V233H65V234H60L59 236L57 235H51L49 236V238H46V236L48 237V234H45V237H44V232L42 231V235L41 233L39 234L38 233V238H34V236L32 235V237L30 238V240L32 242H34V244L32 243V245H29L27 248L23 249V251L21 252V254L19 253V256L18 257H14L12 259V257L10 258L11 260L9 262L6 263V261H4V263L6 264H71L72 262L75 263V261L78 263V259L79 260H82V258H84L85 260H89L90 262H102V260H104L103 258V254L102 255H99L100 253H110L111 251H118L120 249H125L124 247L127 248V243L128 245L130 246H135L137 245L138 243H142V244H150L151 246V243H152V238L150 237H153L155 236L154 234L157 233V234H161L162 232H166L168 229H157L155 230V228L157 227H149L147 229L145 228H142V229H131L132 231H128L129 232V235L127 237H124V238H118V239H115V242L114 241H111V240H108L109 239V235H114V234H118V225L120 224L121 225V228L123 226H125V222H128L130 220L127 219V214L125 213L126 211H124V207L123 209L120 208L118 206V201L121 200L123 197L125 198V196L131 191H134V190H138L140 191V189H145L146 187H150L153 183H155V181L157 180V178H162L165 173L168 169H171L170 168V165L168 164ZM172 164H173V160H172ZM239 164V163H238ZM243 164V163H242ZM42 165V164H41ZM40 165V166H41ZM100 165V163L98 164ZM113 165V164H112ZM129 165V164H128ZM222 165V164H221ZM241 165V164H240ZM239 165V166H240ZM33 166V165H32ZM45 167L47 166L46 164L44 165ZM49 166V165H48ZM111 166V164L109 165ZM106 167V168H109ZM115 166V165H114ZM121 166V165H120ZM119 166V167H120ZM125 166V165H124ZM38 167V166H37ZM43 167V166H42ZM50 167V166H49ZM86 167V166H85ZM88 167V166H87ZM86 167V168H87ZM92 167V168H94ZM126 167V166H125ZM124 167V168H125ZM128 167V166H127ZM142 167V166H141ZM146 167V166H145ZM222 167V166H221ZM238 167V166H237ZM242 167V166H241ZM22 168H24L22 166ZM39 168V167H38ZM91 168V169H92ZM104 168H105V165H104ZM105 168V169H106ZM112 168V167H111ZM115 168V167H114ZM239 168V167H238ZM15 169V168H14ZM20 169V168H18ZM104 169V170H105ZM126 169V168H125ZM123 169V170H125ZM132 169V168H131ZM136 169V168H135ZM173 169V168H172ZM216 169V168H215ZM220 169V168H219ZM13 170V169H12ZM95 170V169H92V171ZM103 169H102V173L99 172L101 170H99L97 173H101L102 175H98V176H103L104 175H108L109 172H111V170H109V172H107V174H105ZM108 170V169H107ZM119 170V168H118ZM138 170V169H137ZM144 170V169H143ZM159 170V169H158ZM194 170V169H193ZM226 170V169H225ZM36 171V170H35ZM43 171H46V172H49L47 170H45V168L43 169ZM75 171V170H74ZM89 170H87L84 174H86ZM91 170L89 172H92ZM113 171V169H112ZM116 171V170H115ZM122 171V169L120 170V172ZM126 171V174H127V170ZM14 172V171H13ZM20 172V171H19ZM143 172V171H142ZM45 173V172H44ZM43 172L39 174H44ZM53 173V172H52ZM58 173V172H57ZM92 173H94V176L96 175V173L93 171ZM116 173V172H115ZM124 173V172H123ZM122 173V175H123ZM129 173V172H128ZM164 173V175H163ZM186 173V172H185ZM221 173V172H220ZM229 173V172H228ZM232 174V172H230ZM229 173V174H230ZM11 174V173H10ZM20 174V173H19ZM47 174V173H45ZM50 174V173H49ZM55 174V173H54ZM121 174V173H120ZM188 174V173H187ZM218 174V173H217ZM16 175V174H15ZM14 175V177H15ZM52 175V174H50ZM163 175V176H162ZM184 175V174H183ZM235 175V174H234ZM233 175V177H234ZM12 176V175H11ZM18 176V175H16ZM75 176V175H73ZM93 176V175H92ZM109 176V175H108ZM119 176V175H118ZM121 176V175H120ZM129 176V175H127ZM155 176V175H154ZM173 176V175H172ZM185 176V175H184ZM12 177V179L14 178ZM19 177V176H18ZM38 177V176H37ZM68 177V176H67ZM77 177V176H75ZM81 177V176H80ZM117 177V176H116ZM124 177V176H123ZM183 178V176H181ZM214 177V175H213ZM237 177V176H236ZM234 177V178H236ZM1 178V177H0ZM4 178V177H3ZM50 178V177H49ZM48 176H44L42 175L40 181L36 184H32L31 186H34L36 185L35 187V190L37 189L38 191V194L41 193L42 191V188L44 185L47 184V179H49ZM95 180L97 179V176L94 177ZM173 178V177H172ZM232 178V177H231ZM233 178V179H234ZM2 179V178H1ZM22 179V178H21ZM73 179V177H72ZM87 179V178H86ZM118 179V178H117ZM164 179V178H163ZM162 179V180H163ZM8 180V179H6ZM11 180V177L10 179ZM8 180V181H9ZM68 180V178H67ZM70 180V179H69ZM119 180V179H118ZM117 180V181H118ZM183 180V179H182ZM17 181V180H14V182ZM35 180H33L32 182H34ZM36 181V182H37ZM78 181V180H77ZM76 181V182H77ZM92 181V180H91ZM91 181L89 183H91ZM97 181L99 182V180H96L95 183H97ZM101 181V180H100ZM121 181V180H119ZM175 181V180H174ZM206 181V180H205ZM246 181V180H245ZM244 181V182H245ZM2 182V181H1ZM13 182V181H12ZM68 182V181H67ZM73 182V181H72ZM111 182V181H110ZM164 182V180H163ZM171 182L173 183L172 179H171ZM187 182V181H186ZM190 182V181H189ZM233 182L232 179L229 180V177L228 179L222 183L223 185V188L228 186V184H231ZM11 183V182H10ZM9 183V185H10ZM82 183V182H81ZM88 183V184H89ZM92 183L94 184V182L92 181ZM168 183V182H167ZM7 184V183H6ZM20 184V183H19ZM74 185V183H71ZM156 184V183H155ZM163 184V183H162ZM170 185V182L168 183ZM173 184H177V183H173ZM8 185V186H9ZM29 185V184H28ZM27 185V186H28ZM69 185H70V182H69ZM84 184H82L83 186ZM221 185V186H222ZM234 185V184H233ZM258 185V184H257ZM7 186V187H8ZM26 186V187H27ZM81 186V187H82ZM109 186V185H108ZM153 186V185H152ZM168 186V185H167ZM172 186V185H171ZM194 186V185H193ZM235 186V185H234ZM1 187V186H0ZM29 189L28 190H32L30 188V186H28ZM45 187V186H44ZM48 187V186H47ZM62 187V186H61ZM72 187V186H71ZM77 187V185H76ZM86 187V186H85ZM94 187H97L96 185H94ZM104 187V186H103ZM213 187V186H212ZM230 187V186H229ZM20 188V187H19ZM70 188V187H69ZM108 188V187H107ZM157 188V187H156ZM166 188V187H165ZM171 187H169L170 189ZM173 188V187H172ZM211 188V187H210ZM219 187H217L218 189ZM222 188V187H221ZM24 189L27 190V188L24 187ZM23 189V190H24ZM48 189V188H47ZM72 189V188H71ZM74 189V187H73ZM72 189V190H73ZM79 189V187H78ZM94 189V188H92ZM150 189V188H149ZM155 189V188H154ZM163 189V187H162ZM187 189V188H186ZM190 189V188H189ZM220 189V188H219ZM100 190V189H99ZM151 190V189H150ZM211 190V189H210ZM213 190V188H212ZM260 190V189H259ZM3 191V189H2ZM7 191V190H6ZM17 191V190H15ZM47 191V190H46ZM49 191H50V188H49ZM91 191V190H90ZM93 191V190H92ZM165 192H163V190L159 191V193H153L152 194H148V197L153 201V205H159L160 204H164V203H167L165 202L166 199H164V195L166 194V192H169L168 188L167 189H164ZM186 191V190H185ZM197 191V190H196ZM214 191V190H213ZM5 192V191H4ZM4 192H0V199H1V196H4ZM11 192V191H10ZM82 192V191H81ZM130 192V193H131ZM141 192V191H140ZM147 192H148V188H147ZM195 192V191H194ZM212 191H210L211 193ZM2 193L4 195H2ZM12 193V192H11ZM30 193V192H28ZM36 193V192H35ZM66 193V192H65ZM73 193H76L75 191ZM129 193V194H130ZM135 193V192H134ZM143 193V192H141ZM165 193V194H163ZM171 193V192H170ZM185 193V192H184ZM206 193V192H205ZM239 193V192H238ZM10 194V193H8ZM14 194V193H13ZM45 194V193H43ZM97 194V193H96ZM128 194V195H129ZM194 194V193H192ZM203 194L202 192L200 193V195ZM65 195V194H64ZM68 195V194H67ZM70 195V199L72 197L73 194L69 193ZM68 195V196H69ZM127 195V196H128ZM187 195V194H186ZM205 195V194H204ZM213 195V194H212ZM220 195V194H219ZM105 196V195H103ZM126 196V197H127ZM141 196V195H140ZM143 196V195H142ZM147 196V195H146ZM168 196V195H167ZM189 196V195H188ZM196 196V194H195ZM202 196V195H201ZM201 196L198 195L197 198H200ZM222 196V195H221ZM236 196V195H235ZM245 196V195H244ZM247 196V195H246ZM250 196V195H249ZM33 197H37V196H33ZM74 197V196H73ZM100 197V196H99ZM144 197V196H143ZM206 197V196H205ZM15 198V197H14ZM13 198V200H14ZM58 198V197H57ZM123 198V199H124ZM191 198V197H190ZM17 199V197H16ZM30 199V197H29ZM41 199H44V198H41ZM67 199V198H66ZM73 199V198H72ZM99 199V200H100ZM127 199V198H126ZM169 199H172V197L170 196ZM175 199V198H174ZM218 198H216L215 201H217ZM230 199H232L230 197ZM235 199V197H234ZM5 200V199H4ZM10 200V199H8ZM7 200V201H8ZM12 200V202H13ZM19 200V199H18ZM33 200H35L33 198ZM49 200V199H48ZM118 200V201H117ZM134 200V199H133ZM144 200V199H142ZM233 200V199H232ZM6 201V200H5ZM66 201V200H64ZM72 201V200H71ZM98 201V200H96ZM168 201V200H167ZM212 201V200H211ZM227 201V200H226ZM16 202V201H15ZM28 202V201H27ZM78 202V201H77ZM94 202V201H93ZM91 201V204L93 203ZM210 202V201H209ZM220 202V201H219ZM238 202V201H237ZM6 203V202H5ZM3 203V204H5ZM9 205H11V200L10 202H8ZM25 203V202H24ZM50 203V202H49ZM142 204V202H139ZM139 203L137 204H134L133 206L135 205H139ZM143 203H151V202H144ZM173 203V202H172ZM223 203V201H222ZM230 203V202H229ZM232 203V202H231ZM2 204V205H3ZM7 204V203H6ZM14 204V203H12ZM16 204V203H15ZM28 204V203H27ZM31 203H29L30 205ZM43 204V203H42ZM79 204V203H78ZM85 204V203H84ZM90 204V203H89ZM94 204V203H93ZM92 204V205H93ZM123 204V203H122ZM121 204V205H122ZM140 204V206H141ZM169 204V203H168ZM196 204V203H195ZM200 204V203H198ZM208 204V203H207ZM211 204V203H210ZM218 204V203H217ZM235 204V203H234ZM237 204V203H236ZM0 205V206H2ZM8 205V206H9ZM25 205V204H24ZM40 205V204H39ZM65 205V204H64ZM132 205V204H131ZM150 207L148 206V209L145 210V207L143 208L144 211H146L147 213V216L149 217V215H152V216H155L157 217L158 214H163L165 216L166 213L169 214V211H166L164 210V212H162V210H159V211H156V212H153L154 210H156V206H153ZM216 205V204H215ZM220 205V204H219ZM227 205V204H226ZM4 206V205H3ZM13 206V205H12ZM16 207V205H14ZM27 206V205H26ZM25 206V207H26ZM41 206V205H40ZM68 206V205H67ZM65 206V207H67ZM130 206V205H128ZM132 206V207H133ZM162 206V205H161ZM166 206V205H165ZM192 206V205H191ZM189 205V207H191ZM197 206V205H196ZM213 206V205H212ZM7 207V206H6ZM43 207V206H42ZM73 207V206H72ZM158 207V206H157ZM164 207V206H162ZM207 207V206H206ZM218 207V206H217ZM233 207V206H232ZM8 208V207H7ZM6 208V209H7ZM18 208V207H17ZM33 208V207H32ZM68 208V207H67ZM70 208V207H69ZM68 208V210H69ZM136 208V207H135ZM193 208V207H191ZM196 208V207H195ZM194 208V209H195ZM204 208V206H203ZM212 208V207H211ZM5 209V210H6ZM9 209H12V207H10ZM127 209V208H126ZM130 209H131V206H130ZM133 209V208H132ZM159 209V208H158ZM209 209V207H208ZM8 210V209H7ZM6 210V212H7ZM27 210V209H26ZM67 210V211H68ZM169 210V209H167ZM192 210V209H191ZM198 210V209H197ZM214 209L212 208V211ZM217 210V209H216ZM220 210V208H219ZM228 210V209H227ZM236 211L238 209H235ZM60 211V209H59ZM173 211V210H171ZM193 211V210H192ZM240 211V210H239ZM3 212H5L3 210ZM5 212V213H6ZM70 212H71V209H70ZM204 212V211H200V214ZM209 212V210L207 211V213ZM222 212V211H221ZM23 213V212H22ZM52 213V212H51ZM140 213V212H139ZM142 213V212H141ZM145 213V212H144ZM194 213V211H193ZM196 213V211H195ZM216 213V212H215ZM218 213V212H217ZM220 213V212H219ZM237 213V212H236ZM59 214V213H58ZM175 214V212H174ZM183 214V213H182ZM209 214V213H208ZM221 214V213H220ZM231 214V212H230ZM6 215V214H5ZM24 215H26V213H24ZM46 215V214H45ZM61 215V214H60ZM183 215H188L186 214V212L183 214ZM2 216V215H1ZM12 216V215H10ZM67 215H65L66 217ZM78 216V215H77ZM140 216V215H139ZM162 216V215H160ZM181 216V215H180ZM179 216V217H180ZM200 216V215H199ZM215 216V214H214ZM25 217V216H24ZM58 217V216H57ZM61 217V216H60ZM68 217V216H67ZM73 217V216H72ZM76 217V216H75ZM135 217V216H134ZM137 217V216H136ZM143 217V216H142ZM151 217V216H150ZM184 217V216H183ZM195 217V216H194ZM198 217V216H196ZM203 217V215H202ZM207 217V216H206ZM209 217V216H208ZM225 217V216H224ZM229 217V216H228ZM227 217V218H228ZM8 218V217H6ZM63 219V215L61 217ZM138 218V217H137ZM136 218V219H137ZM187 218V217H186ZM205 218V217H204ZM1 219V218H0ZM5 219V217H4ZM10 219V218H9ZM52 219V218H51ZM59 219V217H58ZM71 219V218H69ZM155 219V218H153ZM160 219V218H159ZM222 219V218H221ZM34 220V219H33ZM44 220V219H43ZM42 220V221H43ZM206 220V219H205ZM225 220V219H224ZM9 221V220H8ZM51 221V220H50ZM203 221V220H202ZM65 222V221H64ZM181 222V221H180ZM262 222V221H261ZM7 223L9 222H6V225ZM20 223V222H19ZM58 223V222H57ZM130 223V222H129ZM202 223V222H201ZM1 224V222H0ZM5 224V223H4ZM18 224V223H17ZM133 224V223H132ZM131 224V225H132ZM161 224V223H160ZM159 224V225H160ZM187 224V223H186ZM191 224V223H190ZM241 224V223H240ZM254 224V223H253ZM6 225H2L3 228H0V229H4V227ZM127 226L130 225V224H126ZM153 225V224H152ZM157 225V224H154V226ZM158 225V226H159ZM196 225V224H195ZM214 225V224H213ZM225 225V224H224ZM223 225V226H224ZM1 226V227H2ZM45 226V225H44ZM57 226V225H56ZM137 226V225H136ZM148 226V225H147ZM151 226V225H150ZM164 226V225H162ZM197 226V225H196ZM11 227V226H10ZM16 227V226H15ZM42 227V226H41ZM47 227V226H46ZM126 227V226H125ZM129 227V226H128ZM161 227V226H160ZM9 228V227H8ZM17 228V227H16ZM15 228V229H16ZM25 228V227H24ZM190 228V227H189ZM259 228V227H258ZM30 229V228H29ZM54 229V228H53ZM197 229V228H196ZM205 229V227H204ZM239 229V228H238ZM246 229V228H245ZM253 229V228H252ZM262 229V228H261ZM260 229V230H261ZM31 230V229H30ZM122 231L120 232H123L124 228L121 229ZM127 230V229H126ZM124 230V231H126ZM189 230V229H187ZM191 230V229H190ZM221 230V229H220ZM219 230V231H220ZM235 229H233L234 231ZM248 230V229H247ZM251 230V229H250ZM255 230V229H254ZM14 231V230H13ZM25 231V230H23ZM45 231V230H44ZM61 231V230H60ZM168 231H171V230H168ZM173 231V229H172ZM177 231V230H176ZM195 231V230H194ZM205 231V230H204ZM207 231V230H206ZM230 231V230H229ZM232 231V233H234ZM1 232V230H0ZM7 232V231H6ZM29 232H33V231H29ZM58 232V231H57ZM56 232V233H57ZM63 232V231H62ZM119 232V233H120ZM192 232V231H191ZM190 232V233H191ZM197 233V231H195ZM247 232V231H246ZM49 233V232H47ZM55 233V234H56ZM124 233V232H123ZM127 233V232H126ZM170 233V232H169ZM200 233V232H199ZM198 233V235H199ZM203 233V232H202ZM205 233V232H204ZM207 233V232H206ZM215 233V232H214ZM254 233V232H253ZM16 234V233H15ZM20 234V233H19ZM29 234V233H28ZM58 234V233H57ZM122 234V233H121ZM125 234V233H124ZM168 234V233H167ZM174 234V233H173ZM201 234V233H200ZM213 234V233H212ZM229 234V233H228ZM227 234V235H228ZM0 235H4V234H1ZM18 235V233H17ZM21 235V234H20ZM40 235V236H39ZM119 235V234H118ZM117 235V236H118ZM153 235V236H152ZM192 235V234H191ZM197 234L194 233V237L191 236L189 237L191 240L193 239H197L198 237L196 236ZM218 235V234H217ZM226 235V234H225ZM224 235V236H225ZM238 235V234H237ZM255 235V234H254ZM12 236V235H11ZM27 234L24 235L21 239L23 238H28ZM31 236V235H30ZM214 236V235H213ZM250 236V235H249ZM249 236H248V239H249ZM257 236V235H256ZM260 236V235H259ZM114 237V236H113ZM166 237V235H165ZM197 237V238H196ZM203 237V235L201 236ZM223 237V236H222ZM244 237V235H243ZM242 237V238H243ZM17 238V237H16ZM117 238V237H116ZM129 238V239H128ZM167 238V237H166ZM170 238V237H169ZM187 238V240L189 239ZM237 238V237H236ZM235 238V239H236ZM239 238V236H238ZM3 239V238H2ZM5 239V238H4ZM15 239V238H14ZM19 239V241L21 240ZM24 239V240H25ZM150 239V240H149ZM171 239V238H170ZM190 239H189V242H190ZM216 239V238H215ZM261 239V238H260ZM192 240V241H193ZM243 240V239H242ZM250 240V239H249ZM248 240V241H249ZM255 240V239H254ZM258 240V238H257ZM23 241V240H21ZM20 241V242H21ZM156 241V240H155ZM177 241V240H176ZM191 241V242H192ZM241 241V240H240ZM247 241V242H248ZM251 242H253L252 240H250ZM263 240H261L262 242ZM127 242V243H125ZM151 242V243H149ZM154 242V241H153ZM164 242L163 244L165 245V249H170L171 248V253H173L172 255H174V252L176 254V244L177 242H174V240H164L162 241ZM188 242V241H187ZM186 242V243H187ZM188 242V243H189ZM195 242V241H194ZM200 242V241H199ZM203 242V240H202ZM231 242V241H230ZM243 242V241H242ZM251 242H248L250 245H251ZM22 243L24 242H21V245H23ZM148 243V244H147ZM187 245L189 246L190 244ZM232 243V242H231ZM257 243V242H256ZM141 244V245H142ZM162 244V246H163ZM228 244V243H227ZM240 244V243H239ZM243 244V243H242ZM253 244V243H252ZM264 244V243H263ZM262 244V245H263ZM20 245V244H19ZM155 245V242L152 244V246ZM157 245V243H156ZM185 245V244H184ZM184 245H181L183 247H180L179 250L181 249H185V246ZM186 245V246H187ZM241 245V244H240ZM246 245V244H245ZM244 245V246H245ZM18 247V245H16ZM138 246V245H137ZM136 246V247H137ZM161 246V244H160ZM160 246L158 247L159 251H161L162 249H160ZM187 246V247H188ZM231 246V245H229ZM235 246V245H234ZM239 246V245H238ZM243 246V245H242ZM16 247V248H17ZM20 247V246H19ZM25 247V246H24ZM143 247V246H142ZM149 247V246H148ZM186 247V248H187ZM248 249L250 248V246H246ZM246 247H242V248H245ZM253 247V246H252ZM22 248V247H21ZM132 248V247H131ZM138 248V247H137ZM136 248V250H137ZM141 248V247H140ZM151 248V247H150ZM154 249H156V247L154 246L153 247ZM152 248V249H153ZM241 248V249H242ZM256 248H258L256 246ZM262 247H259V250H260V253L264 255V252L263 250L261 249ZM15 249V248H14ZM130 249V248H129ZM143 249H147V246L146 247H143L141 248V250ZM151 249V250H152ZM153 249V250H154ZM188 249V248H187ZM221 249V248H220ZM230 249V248H229ZM233 249V247H232ZM236 249V248H235ZM238 249V248H237ZM240 249V247H239ZM264 249V248H263ZM133 251H131L130 253L134 252L135 248H132ZM164 250V249H163ZM162 250V251H163ZM199 250V249H198ZM214 250V249H213ZM225 250V249H224ZM247 250V249H246ZM254 251L257 250L259 251L258 249H253ZM128 251V250H127ZM125 251V252H127ZM156 251V255H158L157 253V250ZM155 251H151L153 252V254H155ZM165 251V250H164ZM228 251V250H227ZM240 251V250H238ZM245 251V250H243ZM243 251H241V253H243ZM253 251V252H254ZM20 252V251H19ZM112 252V253H114ZM136 252V251H135ZM134 252V253H135ZM185 252V251H184ZM220 252V251H219ZM232 252V251H231ZM236 252V251H234ZM233 252V253H234ZM16 253V252H15ZM129 253V254H130ZM142 253V252H141ZM167 253V252H166ZM209 253V252H208ZM223 253V252H222ZM238 254H241L240 252H237ZM237 253H235L236 255H238ZM245 253V252H244ZM258 253V252H257ZM162 254V253H161ZM220 254V253H219ZM234 254V256H235ZM5 255V254H4ZM106 255V254H105ZM113 255V254H112ZM149 255V254H148ZM155 255V256H156ZM210 255V254H208ZM217 255V254H216ZM249 255V254H248ZM147 256V255H146ZM153 256V257H155ZM211 256V255H210ZM220 256V255H219ZM232 256V258L234 257ZM239 256V255H238ZM256 256V255H254ZM258 256V255H257ZM103 257V258H101ZM123 257V256H122ZM205 257V256H204ZM218 257V256H217ZM226 257V256H225ZM261 257V256H259ZM258 257V258H259ZM264 257V256H263ZM262 257V258H263ZM3 258V257H2ZM101 258V259H100ZM115 258V257H114ZM163 258V257H162ZM161 258V259H162ZM228 258H231V256L229 255ZM231 258V260H233ZM255 258V257H254ZM261 258V259H262ZM4 259V258H3ZM2 259V260H3ZM5 259H9V258H5ZM133 259V258H132ZM130 259V260H132ZM152 259V258H151ZM156 259V258H155ZM207 259V258H206ZM223 259V258H222ZM244 258H242L241 260H243ZM246 259V258H245ZM256 259V258H255ZM254 259V260H255ZM84 260V261H85ZM126 260V259H125ZM149 260V258H148ZM147 260V261H148ZM153 260V259H152ZM166 257H164L161 262L159 264H168V261L166 262ZM204 260V259H203ZM214 260V259H213ZM225 261L227 260V257L226 259H224ZM260 260V259H259ZM83 261V260H82ZM81 261V262H82ZM83 261V263H84ZM112 261V260H111ZM142 261V260H140ZM156 261V260H154ZM157 261H160V260H157ZM156 261V263H157ZM217 261V260H216ZM244 261V260H243ZM242 261V262H243ZM258 261V260H257ZM3 262V261H2ZM81 262L79 264H81ZM88 262V261H87ZM91 262V263H92ZM109 262V261H108ZM107 262V263H108ZM149 262V261H148ZM170 262V261H169ZM186 262V261H185ZM206 262V261H205ZM219 262V261H218ZM223 262V261H222ZM228 262V260H227ZM232 262V261H231ZM260 262V261H258ZM262 264H264V259L263 261H261ZM133 263V262H132ZM139 263V260L138 262ZM144 263V262H143ZM155 263V264H156ZM216 263V262H215ZM224 263V262H223ZM235 263V262H234ZM247 264V261L245 262ZM2 264V263H0ZM76 264V263H75ZM95 264V263H94ZM205 264H208V263H205ZM210 264V263H209ZM257 264V263H256ZM259 264V263H258Z\"/></svg>", "mask_w": 264, "mask_h": 264}]
</instances>
